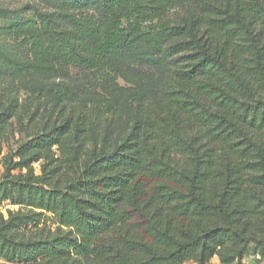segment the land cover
<instances>
[{
    "label": "trees",
    "instance_id": "obj_1",
    "mask_svg": "<svg viewBox=\"0 0 264 264\" xmlns=\"http://www.w3.org/2000/svg\"><path fill=\"white\" fill-rule=\"evenodd\" d=\"M100 10L98 23L41 11L4 31L40 55L26 70L45 68L44 57L99 68L145 47L169 63L171 82L155 103L139 104L121 142L77 176L67 163L89 135L70 119L17 145V167L32 176L34 162L54 163L58 184L15 192L0 184V202L28 208L0 227V259L238 264L252 241L264 242V0H100ZM14 113H0V135ZM44 212L66 230L15 240Z\"/></svg>",
    "mask_w": 264,
    "mask_h": 264
},
{
    "label": "rangeland",
    "instance_id": "obj_2",
    "mask_svg": "<svg viewBox=\"0 0 264 264\" xmlns=\"http://www.w3.org/2000/svg\"><path fill=\"white\" fill-rule=\"evenodd\" d=\"M59 10L71 11L96 23L101 18L100 0H0V113L15 109L0 135V184L12 192L23 186L52 189L58 184L53 174L54 163L34 162L32 176L16 166L14 150L22 141L70 119L77 130L89 135L78 160L67 163L69 174L77 176L95 154L110 152L121 142L132 126L130 116L138 105L155 103L172 79L169 63L161 54L149 53L145 47L99 68L49 63L51 60L44 57L40 64L45 68L26 70L25 65L33 60L39 64L40 55L26 40L6 34L4 26L35 17L36 12ZM12 202L6 214L0 212V227L7 226L12 216L28 212L27 207ZM65 230L50 212H44L37 221L22 226L14 238L25 243L50 240ZM263 243L252 241L238 264L264 263ZM0 264L20 263L0 259ZM184 264L197 263L186 260ZM208 264H218L217 257Z\"/></svg>",
    "mask_w": 264,
    "mask_h": 264
},
{
    "label": "built area",
    "instance_id": "obj_3",
    "mask_svg": "<svg viewBox=\"0 0 264 264\" xmlns=\"http://www.w3.org/2000/svg\"><path fill=\"white\" fill-rule=\"evenodd\" d=\"M10 203L7 200L0 202V212L6 214L7 213V207H10V205H11ZM262 264H264V263H262Z\"/></svg>",
    "mask_w": 264,
    "mask_h": 264
}]
</instances>
